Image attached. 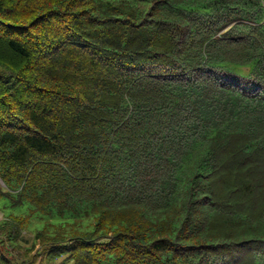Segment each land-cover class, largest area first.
I'll list each match as a JSON object with an SVG mask.
<instances>
[{
  "label": "trees",
  "instance_id": "obj_1",
  "mask_svg": "<svg viewBox=\"0 0 264 264\" xmlns=\"http://www.w3.org/2000/svg\"><path fill=\"white\" fill-rule=\"evenodd\" d=\"M0 264H264V0H0Z\"/></svg>",
  "mask_w": 264,
  "mask_h": 264
},
{
  "label": "rangeland",
  "instance_id": "obj_2",
  "mask_svg": "<svg viewBox=\"0 0 264 264\" xmlns=\"http://www.w3.org/2000/svg\"><path fill=\"white\" fill-rule=\"evenodd\" d=\"M4 217L0 212V220ZM45 241L36 239L35 235L31 232L24 233L19 236L16 241V246L9 247L4 258L7 264H70L67 260L68 256H64L57 260H48L50 252L46 253L43 248Z\"/></svg>",
  "mask_w": 264,
  "mask_h": 264
}]
</instances>
